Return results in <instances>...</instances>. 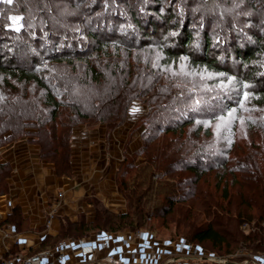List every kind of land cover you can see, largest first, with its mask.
<instances>
[{
	"label": "rangeland",
	"instance_id": "374dc122",
	"mask_svg": "<svg viewBox=\"0 0 264 264\" xmlns=\"http://www.w3.org/2000/svg\"><path fill=\"white\" fill-rule=\"evenodd\" d=\"M27 1L32 4L30 16L36 14V17H28L29 20L34 19V22L47 23L48 26H51L53 22L63 23L67 26L69 35L77 42H81L82 48L80 52L61 60L48 61L43 58V55H40L41 60L38 61L40 64L37 69L35 68V74L41 82L17 74L0 72V132L1 128L2 131L5 130L4 138L0 143V161L8 162L11 170L12 166L9 159H6V155L13 147L17 148L20 142L34 147L38 154H41V142L45 140L47 142L49 137L53 138L58 135L59 141L64 143L67 140L71 143L73 135L77 133L78 129L84 131L103 128L106 134L109 131L120 129L125 136V145H128L127 143L134 137H139L138 146L134 149L136 150L142 142V127L139 126L138 121L149 109L145 102L148 96L142 95L143 88L150 85L153 87L152 91L161 88L162 91H169L171 95L178 91L181 93L185 91V96L190 99L187 102V109L191 122L183 126L182 137L190 136L189 138H192L195 144H202V147L205 148L211 147L226 151L224 154L229 159L227 168L214 167V169L205 172L200 180L203 189H211L213 196L219 198L222 195L223 187L226 186L228 192L234 195L233 199L240 201L235 196L238 185L233 183V179L236 174L238 179L245 181L249 177L246 172H249L253 179H256L253 176L258 175L261 186L264 188V90H262L260 81L264 68V0H190L188 2L185 0V6L190 10L191 25L196 29V38L198 39L202 34L199 31L205 29L211 34L214 49H222V55L217 53L216 57L220 63L223 61L221 56L227 53L231 54L229 47L235 41L241 47L246 44L253 45L254 43H249V39L255 34L260 35L258 43H261L262 49L258 50L257 56L246 61H239L234 57L236 60L234 64L231 58H228L229 61L224 59L225 64H222L226 65L225 67H230V71L223 72L205 64H195L186 54L167 57L162 53L158 42L138 45L136 39H131L132 35L124 36L125 30L120 35L121 40H115L116 43L114 40L103 41L100 45L95 43V48H91L90 45L92 46L94 40L88 36L89 30L101 29V31L107 32L111 27L109 22L96 23V20H91V17L100 12L101 8L97 10L89 8L86 0L85 2L83 0ZM158 1L162 5H168L172 0ZM169 5L174 8L176 4ZM39 7H42L44 12L37 13L36 8ZM115 9L119 11L121 8L115 7ZM123 11L124 15L120 16L119 12L117 17H130L129 7L124 6ZM18 20L19 17L14 16L11 17L10 22L15 25ZM174 20L176 19L173 18L172 21ZM232 23L236 27L232 26V29L229 28L224 33L223 29L226 28V24L231 27ZM24 29L23 33L18 32L15 36L11 35L12 39H18L24 43L23 45L11 44L22 53L18 57L23 63L29 61V51H41L38 48L37 40L32 38L29 34L30 31ZM7 35L6 33L5 36L8 37ZM164 36L168 37L169 34ZM258 43H255L256 47H258ZM193 47H196L195 44H190V48ZM252 67L258 73L247 80L244 71H249ZM48 89L59 101L57 113L52 118H50L52 105L45 102ZM124 90L126 93L133 91L134 94H138L127 104L125 115L118 124L109 127L106 122L94 118L96 115L95 106L109 105L110 99L123 94ZM173 97L171 96V98ZM120 98L121 96H118L117 99ZM113 107L111 104L109 110H112ZM117 108H113V111L116 112ZM161 108L162 112H168L166 105ZM76 109L79 110V114L75 115ZM10 130H14L12 135H9ZM178 132L179 129L173 133V136ZM157 135H159L156 136L157 139L150 141L149 146L163 143H160L162 137L172 136V133L162 134V131H159ZM56 140L57 138L52 141V145H55ZM125 154L131 155V153L124 152L122 161L125 159ZM139 159L135 156L136 161ZM238 164L248 171L237 170ZM231 167L233 168L231 169ZM129 171L130 173L134 172L132 169ZM183 172L185 175L188 173L187 171ZM9 178L10 175L6 177L7 182H9ZM152 179L157 181L158 176L154 174ZM219 179L221 180L218 182ZM7 193L8 191L0 194V215H4L2 212L7 207L6 202L3 201ZM118 194L116 199L118 204L115 205L116 208L112 209L116 213L126 210V197L120 189ZM259 203H262V199ZM241 208L247 209V205L243 202ZM167 219H165V223L161 224L163 220L160 218L150 217L142 228L131 231L135 234L141 229H146L159 239L171 241L182 239L184 243L201 251L203 253L201 255L213 256L212 259L207 258L208 256H199V254L191 256L185 250L186 256L189 255L197 261L213 263L234 261L243 264L257 262L259 264V260L264 259V251L253 253L247 248L239 247L230 253L219 254L213 251L214 249L207 243H196L178 235L173 236L175 234L173 227L170 226V222L166 221ZM255 221L250 224L241 223L240 230L244 233L253 230ZM261 222L264 226V219ZM94 232L102 231L94 230L86 236ZM37 247L35 245L29 249L20 250L18 246L10 245L7 247V252L0 251V261L13 257L21 259L38 251Z\"/></svg>",
	"mask_w": 264,
	"mask_h": 264
},
{
	"label": "trees",
	"instance_id": "16d2710c",
	"mask_svg": "<svg viewBox=\"0 0 264 264\" xmlns=\"http://www.w3.org/2000/svg\"><path fill=\"white\" fill-rule=\"evenodd\" d=\"M188 1L190 0H186ZM86 2L89 8H94L93 10L101 8L100 12L91 17V20H96V23L109 22L111 26L107 32L101 29L89 30L87 34L94 40L92 46L90 45L91 48L95 46V43L100 45L103 41L114 40L116 43L117 40H121L120 35L125 30L123 31L124 36L132 35L131 39H136L138 45L158 42L162 53L167 57L186 54L195 64H205L222 72L230 71V67L222 64L224 59L229 61L231 58L233 64L236 62L234 57L239 61H246L257 56L258 50L262 49L261 43H258L261 37L255 34L249 39V43H254L253 45L246 44L241 47L236 41L232 46L230 45L231 54L221 56L223 61L220 63L216 57L217 53L222 55V49H214L211 34L205 29L199 31L202 34L198 39L196 38V29L191 25L190 10L186 8L185 0H172L171 3L176 4L174 8L169 5L171 3L162 5L158 0H116V2L115 0H86ZM31 6L32 4L26 0H11V3L0 0V35L4 34L0 38V72L17 74L41 82L35 74V68L37 69L40 64L38 63L41 60L40 55L48 61L61 60L80 52L82 44L69 35V30L63 23L53 22L51 26H48L47 23L42 24L39 21L34 22V19L29 20L28 17H36V14L30 16ZM124 6L129 7L130 17H117L119 12L120 16L124 15ZM115 7L121 9L118 11ZM36 9L37 13L44 12L42 7ZM14 16L19 17L15 25L10 22L11 17ZM173 18L176 20L172 21ZM119 23L121 24L118 25ZM232 26L236 27L234 23L231 27L226 24V28L223 29L224 33L227 29H232ZM24 28L30 31L29 34L37 40L38 48L41 49L40 52L29 51L30 59L25 63L21 62L18 57L22 53L13 45L11 46V44H24L21 40L12 39V36L17 35L18 32L23 33ZM6 33L8 37L5 36ZM167 33L169 36L165 37ZM192 43L196 47L190 48ZM255 43H258V47ZM244 72L247 80L258 73L254 67ZM262 73L260 81L262 90H264V68ZM152 89L150 85L144 86L142 93L148 96L145 102L149 109L138 121L139 126L142 127L141 145L130 156L125 154V159L116 171L118 189L126 197V210L116 213L105 207L95 197H90L88 200L95 209L92 219H88L83 213L79 214L75 221L61 217L59 230L55 234L47 232L37 248L51 247L58 240L68 236L74 238L86 236L94 230L104 232L119 231L125 228L136 230L142 228L148 218L158 217L163 220L161 224L165 223V219L168 218L166 221L170 222V226L173 227L175 233L173 236L178 235L196 243H207L214 249L213 251L219 254L230 253L239 247L247 248L253 253H262L264 251V226L261 221L264 219V188L261 186L258 175L253 176L256 177L253 179L251 174L246 172L249 177L245 175L247 179L243 181L235 174L233 183L238 185L235 196L240 201L233 199L234 195L228 192L226 186L223 187L219 198L213 196L211 189H203L200 180L205 172L214 167L227 168L229 159L224 154L226 151L211 147L205 148L202 144H195V141L189 138L190 136L182 137L183 126L191 122L187 109V102L190 99L185 96V91L184 93L178 91V94L171 95L169 91H162L161 88L153 91ZM125 90L123 94L118 95L121 96L120 99H117L118 96L110 99L109 105L95 106L94 118L106 122L109 127L118 124L125 115L127 104L138 94H134L133 91L126 93ZM171 96L174 97L171 98ZM45 102L52 105L50 118L54 117L59 101L49 89L46 92ZM111 104L113 108L118 107L116 112L113 108L109 110ZM165 105L168 108L166 113L161 110V106ZM74 114H79V110L76 109ZM178 129V134L173 136ZM4 131L1 128L0 143L4 138ZM10 131L9 135H12L14 130ZM159 131H162V134L171 132L172 136H163L160 140V143H163L158 144L159 146L156 144L149 146L150 141L157 139ZM56 138L55 145H52V141ZM40 145V157L52 161L58 173H70L69 141L66 140L63 143L56 135L53 138L49 137L47 142L45 140ZM135 156L141 161H136ZM236 167L237 170H244L240 164ZM131 169L134 170L133 173H130ZM10 171L9 163L0 161V194L8 191L9 182L6 181V177L10 175ZM183 171H187V175ZM154 174L158 176L157 181L152 179ZM260 199L262 203H259ZM243 202L247 205V209L241 208ZM7 220L17 228L25 226L15 206L7 216ZM254 220L256 224L253 225V230L247 233L240 230L241 223L250 224Z\"/></svg>",
	"mask_w": 264,
	"mask_h": 264
},
{
	"label": "crops",
	"instance_id": "0c3cea01",
	"mask_svg": "<svg viewBox=\"0 0 264 264\" xmlns=\"http://www.w3.org/2000/svg\"><path fill=\"white\" fill-rule=\"evenodd\" d=\"M138 143L139 137H134L125 145L120 129L108 134L103 128L78 129L70 143L69 174L58 173L52 162L42 159L37 150L25 142L10 149L6 159L12 170L8 193L3 199L7 207L3 210L5 213L2 212L4 215H0V251L10 245L20 250L35 246L40 234H55L59 230L61 217L75 221L83 213L92 219L95 209L88 200L90 197L100 200L111 210L116 208L119 196L116 168L124 152L132 153ZM58 191L62 196L56 199ZM14 206L25 224L23 227L17 228L7 220ZM102 232L91 233L88 238L108 235L126 264H154L148 256L149 245L159 252L161 261L157 264H243L197 261L185 255L186 243L182 239H159L146 229L135 234L128 229ZM75 259L72 248L67 263L72 264ZM259 264H264V259L259 260Z\"/></svg>",
	"mask_w": 264,
	"mask_h": 264
},
{
	"label": "built area",
	"instance_id": "2783aa9c",
	"mask_svg": "<svg viewBox=\"0 0 264 264\" xmlns=\"http://www.w3.org/2000/svg\"><path fill=\"white\" fill-rule=\"evenodd\" d=\"M62 196V192L56 193V199ZM50 215H52L50 213ZM245 228L247 225L245 224ZM44 232L38 236V243L43 239ZM38 243L36 245H38ZM73 248L76 257L72 264H126L120 256V252L116 246L113 245L111 238L108 235H101L96 238L89 239L88 236L81 237H65L58 240L53 246L39 249L38 251L26 255L19 259L13 257L12 259H3L0 264H68L67 258L69 251ZM29 249V248H28ZM7 248L2 252H7ZM185 250L189 254L207 257L201 251L192 248L186 244ZM148 256L154 264L161 261L159 252H157L153 245H149ZM207 258L212 259L209 255ZM255 264H258L257 262Z\"/></svg>",
	"mask_w": 264,
	"mask_h": 264
},
{
	"label": "snow or ice",
	"instance_id": "6c2138e0",
	"mask_svg": "<svg viewBox=\"0 0 264 264\" xmlns=\"http://www.w3.org/2000/svg\"><path fill=\"white\" fill-rule=\"evenodd\" d=\"M6 2L11 3V0H6Z\"/></svg>",
	"mask_w": 264,
	"mask_h": 264
}]
</instances>
